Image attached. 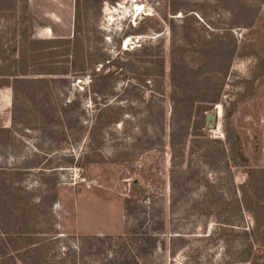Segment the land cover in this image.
I'll list each match as a JSON object with an SVG mask.
<instances>
[{
  "label": "rangeland",
  "instance_id": "374dc122",
  "mask_svg": "<svg viewBox=\"0 0 264 264\" xmlns=\"http://www.w3.org/2000/svg\"><path fill=\"white\" fill-rule=\"evenodd\" d=\"M37 6L34 32L53 35L32 39L24 0H0V74L44 81L15 105L0 89V264H108L118 247L88 238L140 224L156 248L127 240L139 264H249L250 244L264 264V0Z\"/></svg>",
  "mask_w": 264,
  "mask_h": 264
},
{
  "label": "trees",
  "instance_id": "16d2710c",
  "mask_svg": "<svg viewBox=\"0 0 264 264\" xmlns=\"http://www.w3.org/2000/svg\"><path fill=\"white\" fill-rule=\"evenodd\" d=\"M75 35H77V34H75ZM55 43H56V41H37V42H35V44L43 45L41 47L42 50H57L58 47L55 46ZM66 43L68 46H69V43L73 44L70 41H67ZM31 44H34V41H32ZM66 55H72V57L76 58L77 52L73 51V49H71V47H70V50L69 49L67 50ZM231 57H232V55L230 54L229 58H231ZM66 74H67V72L61 73L60 75H66ZM47 75H57V74L48 73ZM20 76H25V74H21V75H19L17 73L8 74V75L0 74V78H4V79H0L1 80L0 81V89L1 88H10L11 89L14 105H15L16 99L18 98V94L21 92V89H20L21 85H25V84L26 85H34V98H35V96L40 95V93L42 92L41 86L44 84V81L34 79V82H32V81H29L27 79L20 78ZM9 80H11V82ZM170 81H171V83L175 89H177V90L178 89H180V90L185 89V84H183L184 80L183 79L181 80V76L175 77V68L174 67H172L171 71H170ZM51 82L56 83V81L53 79H51ZM49 83H50V81H49ZM219 102H220L219 96L215 95L212 97V99H210L209 102H207L208 103L207 105H205L202 108H200V107L198 108L197 113H199L200 111L203 113L202 123L198 124V123L193 122L192 123V130L190 131L191 132L190 134H196L197 130H200L201 128H203V129L205 128L204 127L205 126L204 120H205V116H206L207 112L210 111L214 105H218ZM191 117H192L191 112L186 111V113L184 115L186 128H189V126H190ZM225 118L226 117H224V119ZM4 130L5 129L0 127V134L3 133ZM224 135H225L226 143H228L231 150H233V146H234L233 144L234 143L232 142V136H231V133H229L227 128L225 127V124H224ZM252 176H253L252 172H250L248 175V178L251 180ZM241 191H242L243 195H242L240 202H239V208L244 209L247 213H249L252 217L253 222L256 223L257 218L254 215V211L251 208V206L248 204V202L246 201L245 193H244L243 189H241ZM4 205L5 204L0 201V210L3 208ZM256 225H257V223H256ZM141 226H142V224L138 225V227L136 229L132 230L133 233H130V234L128 233L124 237L113 238V237H99V236L97 237L96 236V237H90V238H88V240L93 241L96 244H99L100 247H102L105 244L117 246L118 247V251H117L118 253L115 255L114 261L112 260L115 264H139L137 257L130 256L129 254H124L123 249L126 247L125 242H127V240H130V239H131L132 244H134L135 246L140 248L143 255L146 254V252H148L150 250H154L156 248V238L153 236V234H150V233L147 234L146 232L145 233L139 232L138 230H139V228H141ZM255 229L256 228H254V230H252V234L255 231ZM246 234L247 233H244V235H246ZM252 246H253V244H250L249 248L247 249L248 255H247V258L245 259V261H243L245 263L248 262L249 264H255L253 262V260H250L251 259L250 254H251ZM98 252L102 253L101 250H99ZM112 261L110 260L108 264H113ZM71 264H75V262L71 261Z\"/></svg>",
  "mask_w": 264,
  "mask_h": 264
},
{
  "label": "crops",
  "instance_id": "0c3cea01",
  "mask_svg": "<svg viewBox=\"0 0 264 264\" xmlns=\"http://www.w3.org/2000/svg\"><path fill=\"white\" fill-rule=\"evenodd\" d=\"M37 1V2H36ZM70 3H71V0H24V5L26 7V10L27 12H29V14H31V17H32V25H31V38L34 39V37L36 38H40V37H37V35H42L44 36V38H46L49 34L53 35V33L50 31L49 28L45 29L44 30V33H36L34 32V8L38 5H40L41 7H46V6H57L60 7L59 8V12L62 13V7H70ZM37 6V7H38ZM37 11H38V8H37ZM40 12V11H38ZM43 10L40 12L41 14H43ZM44 16V14H43ZM57 18L54 19L55 22H57ZM59 21V20H58ZM63 30V29H62ZM62 33L61 34H58L59 36H65L63 31H61ZM69 33L66 34V36H68ZM3 98L6 102H9L10 99H11V91L10 89H5L3 91Z\"/></svg>",
  "mask_w": 264,
  "mask_h": 264
},
{
  "label": "water",
  "instance_id": "95a60500",
  "mask_svg": "<svg viewBox=\"0 0 264 264\" xmlns=\"http://www.w3.org/2000/svg\"><path fill=\"white\" fill-rule=\"evenodd\" d=\"M217 117H218V115H212V116H209L208 118L210 119V121L212 123H214L216 121Z\"/></svg>",
  "mask_w": 264,
  "mask_h": 264
},
{
  "label": "bare ground",
  "instance_id": "6f19581e",
  "mask_svg": "<svg viewBox=\"0 0 264 264\" xmlns=\"http://www.w3.org/2000/svg\"><path fill=\"white\" fill-rule=\"evenodd\" d=\"M219 109V108H218Z\"/></svg>",
  "mask_w": 264,
  "mask_h": 264
}]
</instances>
